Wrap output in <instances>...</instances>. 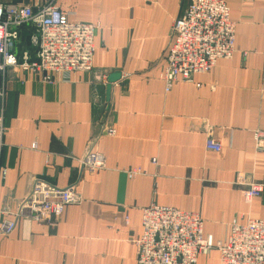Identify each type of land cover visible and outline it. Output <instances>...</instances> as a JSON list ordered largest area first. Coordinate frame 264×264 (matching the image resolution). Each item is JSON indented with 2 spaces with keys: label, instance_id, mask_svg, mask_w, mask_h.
I'll return each mask as SVG.
<instances>
[{
  "label": "crops",
  "instance_id": "crops-1",
  "mask_svg": "<svg viewBox=\"0 0 264 264\" xmlns=\"http://www.w3.org/2000/svg\"><path fill=\"white\" fill-rule=\"evenodd\" d=\"M0 2L52 3L71 21L99 25L89 72L52 83L17 67L0 74V227L15 221L0 234V264H136L141 210L151 203L199 213L216 240L233 222L264 219V147L255 144L258 133L264 144V0H224L236 23L233 56L167 91L160 73L187 0ZM34 31L22 25L14 53L33 57ZM87 150L103 168L78 163ZM240 178L263 184L249 203ZM36 180L74 185L79 201L54 222L31 221L19 207ZM197 264H218V252Z\"/></svg>",
  "mask_w": 264,
  "mask_h": 264
},
{
  "label": "built area",
  "instance_id": "built-area-1",
  "mask_svg": "<svg viewBox=\"0 0 264 264\" xmlns=\"http://www.w3.org/2000/svg\"><path fill=\"white\" fill-rule=\"evenodd\" d=\"M26 23L35 26L29 38L33 57L26 49L20 55L14 53L18 28ZM98 28V23L69 20L68 13L52 3L33 9L27 4L0 2V74L5 67H17L40 74L44 82L52 83L59 73L89 72ZM235 28L224 0H187L173 22L172 41L160 73L165 90L175 82L190 81L194 75L208 71L219 59L231 58L236 50ZM3 98L4 87L0 85V148L4 135ZM114 133L115 129L107 132ZM262 136L256 134L260 147H264ZM206 147L220 150L219 143L210 137ZM97 154L86 153L78 162L90 171L101 169L104 159ZM136 173L138 170L131 171ZM237 183L244 186L242 197L246 203L263 190L259 182L243 183L240 178ZM56 196L58 200L51 199ZM79 198L74 185L58 188L36 180L19 212L27 211L31 221L51 223L61 216L67 204L76 203ZM141 226L135 241L136 264H197L198 257L211 250L218 252V264H264V219L233 222L225 238L216 240L204 233L199 213L151 203L142 208ZM14 227V220L4 223L0 234H8Z\"/></svg>",
  "mask_w": 264,
  "mask_h": 264
},
{
  "label": "rangeland",
  "instance_id": "rangeland-1",
  "mask_svg": "<svg viewBox=\"0 0 264 264\" xmlns=\"http://www.w3.org/2000/svg\"><path fill=\"white\" fill-rule=\"evenodd\" d=\"M217 61H218V60H217ZM191 80H192V79H191ZM110 129H114V128H113L112 126H110V127H108V128L106 129V132H108V130H110ZM258 139L261 140L262 138L259 137ZM215 141H216V140H215ZM255 144H256V148H258V149H261V148H262V147H260L261 145L258 146L256 140H255ZM90 152H92V151H91V150H87V151L84 153V155H83L82 157H80L78 160H83V158L85 157L86 153H90ZM97 155H99V153H98ZM78 163H79V162H78ZM81 165H82V164H81ZM83 166H84V165H83ZM26 197H27V196H26ZM26 197H25V198H26ZM25 198H24V199H25ZM24 199H23V200H24ZM23 200H22V201H23ZM22 201H21V202H22ZM20 204H21V203H20ZM141 211H142V210H141Z\"/></svg>",
  "mask_w": 264,
  "mask_h": 264
},
{
  "label": "trees",
  "instance_id": "trees-1",
  "mask_svg": "<svg viewBox=\"0 0 264 264\" xmlns=\"http://www.w3.org/2000/svg\"><path fill=\"white\" fill-rule=\"evenodd\" d=\"M21 27H22V25H21ZM21 27H19V28H18V33H19V31H20ZM31 46H32V45H31Z\"/></svg>",
  "mask_w": 264,
  "mask_h": 264
}]
</instances>
